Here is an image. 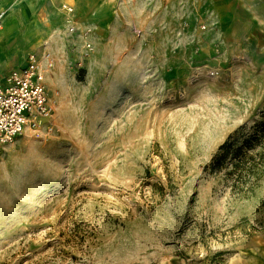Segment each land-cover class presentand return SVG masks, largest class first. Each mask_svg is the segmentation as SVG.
Wrapping results in <instances>:
<instances>
[{
  "label": "rangeland",
  "instance_id": "374dc122",
  "mask_svg": "<svg viewBox=\"0 0 264 264\" xmlns=\"http://www.w3.org/2000/svg\"><path fill=\"white\" fill-rule=\"evenodd\" d=\"M207 3L187 0L196 29H92L88 52L67 21L16 29L10 67L50 53L53 115L0 156V264H240L264 243V174L206 166L264 119V0L249 26L232 3L227 36Z\"/></svg>",
  "mask_w": 264,
  "mask_h": 264
},
{
  "label": "crops",
  "instance_id": "0c3cea01",
  "mask_svg": "<svg viewBox=\"0 0 264 264\" xmlns=\"http://www.w3.org/2000/svg\"><path fill=\"white\" fill-rule=\"evenodd\" d=\"M235 1L207 3L213 13L209 17L211 24L226 36L238 18L232 6ZM242 2V20L249 26L255 17L256 0ZM64 4L71 5L73 12L63 10ZM0 9L5 11L0 28V80L11 69L25 64L27 52L10 67L9 42L16 29H61L66 21L78 29H196L197 25L196 12L187 6V0H0ZM29 52L42 53L35 49ZM241 260L240 264H264V243Z\"/></svg>",
  "mask_w": 264,
  "mask_h": 264
},
{
  "label": "built area",
  "instance_id": "2783aa9c",
  "mask_svg": "<svg viewBox=\"0 0 264 264\" xmlns=\"http://www.w3.org/2000/svg\"><path fill=\"white\" fill-rule=\"evenodd\" d=\"M62 9L73 12L71 5L64 4ZM5 11L0 9V28ZM71 34H78L83 40L85 52L92 49V28L78 29L74 24L68 25ZM51 66L49 52H29L25 64L11 69L0 80V156L5 147L26 131H37L49 125L53 115L45 84L47 71ZM216 72L210 71L214 76Z\"/></svg>",
  "mask_w": 264,
  "mask_h": 264
},
{
  "label": "trees",
  "instance_id": "16d2710c",
  "mask_svg": "<svg viewBox=\"0 0 264 264\" xmlns=\"http://www.w3.org/2000/svg\"><path fill=\"white\" fill-rule=\"evenodd\" d=\"M242 127L229 134L212 154L207 168L227 169L233 186L247 188L251 179L264 174V119L255 122L250 131Z\"/></svg>",
  "mask_w": 264,
  "mask_h": 264
}]
</instances>
